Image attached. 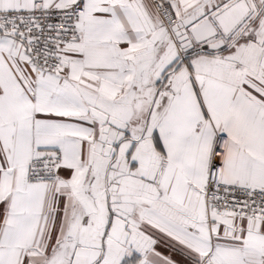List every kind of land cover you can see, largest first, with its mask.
I'll use <instances>...</instances> for the list:
<instances>
[{"label": "snow or ice", "instance_id": "obj_1", "mask_svg": "<svg viewBox=\"0 0 264 264\" xmlns=\"http://www.w3.org/2000/svg\"><path fill=\"white\" fill-rule=\"evenodd\" d=\"M0 264H264V0H0Z\"/></svg>", "mask_w": 264, "mask_h": 264}]
</instances>
